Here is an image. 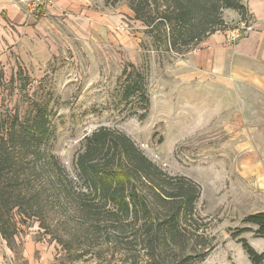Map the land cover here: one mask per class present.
I'll return each instance as SVG.
<instances>
[{"label":"rangeland","instance_id":"obj_1","mask_svg":"<svg viewBox=\"0 0 264 264\" xmlns=\"http://www.w3.org/2000/svg\"><path fill=\"white\" fill-rule=\"evenodd\" d=\"M247 2L240 0L248 18L223 8L216 29L181 51L165 44L162 30L152 33L136 19L126 0L19 3L25 20L8 22L0 39V131L14 113L17 127L28 128L25 118L39 112L50 135L41 144L45 157L22 162L36 163L26 167L28 181L18 188L32 197L34 215L20 217L15 206L8 220V193L5 202L0 198V264H145L141 229L127 247L106 230L107 222L95 223L106 208L75 166L86 138L100 129L126 136L164 182L184 177L199 189L177 244L155 251L162 264L185 256L191 264H250L238 239L264 251V238L245 221L264 212V93L192 62L210 36L224 35L229 46L234 40L226 43L227 34L253 27ZM38 6L43 13L36 20ZM135 72L145 91L125 99ZM103 153L95 156L103 160ZM135 186L151 194L145 183ZM152 212L160 219L167 214ZM241 228L248 231L238 233Z\"/></svg>","mask_w":264,"mask_h":264},{"label":"trees","instance_id":"obj_2","mask_svg":"<svg viewBox=\"0 0 264 264\" xmlns=\"http://www.w3.org/2000/svg\"><path fill=\"white\" fill-rule=\"evenodd\" d=\"M126 1L135 18L142 21L152 33L154 30H162L165 44L176 51L199 43L216 29L223 8H235L248 18L247 9L240 0ZM159 3L163 5L161 10H158ZM153 5L155 8H152ZM36 10L39 17L41 6ZM144 91L143 78L135 72L134 78L124 86L122 97L126 99ZM18 122L19 115L14 113L8 116L7 126L4 125L0 131V180L3 182L0 188L8 185V190L0 191V198L5 202L8 193V205L4 204L8 206V220H12L9 213L15 206L18 207L20 217L22 214L29 217L34 215L32 197L23 196L18 188L23 186L21 183L28 181L27 176L30 174L26 167L35 164L33 168H36V163L22 162L28 156H31V160L45 157L46 152L41 151V144L50 135L48 122L39 112L25 118L28 128L17 127ZM86 142L84 150L76 157L75 166L88 180L93 195L102 202L101 207L106 208L103 216L95 214V223L107 222L106 230L116 233L118 240L123 241L127 247L136 242L137 231L141 229L145 248L149 250L145 264H162L164 259L161 256L157 258L155 251L170 242L177 244L181 235V222L191 217L199 197L196 184L184 177H168L167 182L161 180L163 177L158 168L124 135L100 129L87 137ZM102 151L105 157L99 160L95 154ZM157 179L163 181V184ZM137 181L148 185L151 194L143 196L135 186ZM29 192L27 189L25 193ZM154 207L166 210L167 214L162 219L151 217ZM89 208L93 206L89 205ZM245 221L255 225L256 235L264 238V212L250 214ZM244 231L248 229L241 228L237 232ZM238 242L250 264H263L264 251H255L245 239H238ZM202 256L204 254H201L200 260ZM191 259L192 256L174 258L170 264H191ZM132 261H135L134 258Z\"/></svg>","mask_w":264,"mask_h":264},{"label":"crops","instance_id":"obj_3","mask_svg":"<svg viewBox=\"0 0 264 264\" xmlns=\"http://www.w3.org/2000/svg\"><path fill=\"white\" fill-rule=\"evenodd\" d=\"M23 1L0 0V39L7 34L8 22L21 24L25 20L19 4ZM247 7L253 20L249 32L229 46L224 35L210 36L200 43L201 54L196 52L192 62L229 82L244 83L264 93V0H248ZM35 15L36 20L42 16Z\"/></svg>","mask_w":264,"mask_h":264},{"label":"built area","instance_id":"obj_4","mask_svg":"<svg viewBox=\"0 0 264 264\" xmlns=\"http://www.w3.org/2000/svg\"><path fill=\"white\" fill-rule=\"evenodd\" d=\"M245 29H250V27H243V26H242V28L236 30V34H234V33L227 34V35H226V43H227L228 41L230 42V41L235 40L238 36H240V34H241L242 32L245 31ZM240 30H241V31H240Z\"/></svg>","mask_w":264,"mask_h":264}]
</instances>
